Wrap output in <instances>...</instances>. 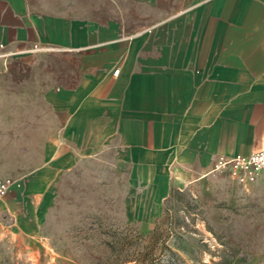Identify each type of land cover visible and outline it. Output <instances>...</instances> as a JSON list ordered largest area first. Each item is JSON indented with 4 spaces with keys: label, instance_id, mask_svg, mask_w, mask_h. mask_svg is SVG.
I'll list each match as a JSON object with an SVG mask.
<instances>
[{
    "label": "crops",
    "instance_id": "crops-1",
    "mask_svg": "<svg viewBox=\"0 0 264 264\" xmlns=\"http://www.w3.org/2000/svg\"><path fill=\"white\" fill-rule=\"evenodd\" d=\"M2 73L33 80L60 123L0 212L33 217L99 157L156 216L218 156L264 149V0H0Z\"/></svg>",
    "mask_w": 264,
    "mask_h": 264
},
{
    "label": "rangeland",
    "instance_id": "rangeland-1",
    "mask_svg": "<svg viewBox=\"0 0 264 264\" xmlns=\"http://www.w3.org/2000/svg\"><path fill=\"white\" fill-rule=\"evenodd\" d=\"M59 123L33 80L0 74V176L32 177ZM110 165L94 157L62 172L33 217L0 212V264H118L122 248L146 245L153 230L180 264H264V178L242 186L209 172L174 189L152 216L132 208L137 194Z\"/></svg>",
    "mask_w": 264,
    "mask_h": 264
},
{
    "label": "built area",
    "instance_id": "built-area-1",
    "mask_svg": "<svg viewBox=\"0 0 264 264\" xmlns=\"http://www.w3.org/2000/svg\"><path fill=\"white\" fill-rule=\"evenodd\" d=\"M41 49L38 45L33 46L34 51ZM118 72L119 69H115L112 75L117 76ZM214 172H227L242 186L255 183L264 178V149L246 156H218L210 170V173ZM14 181L11 177L0 176V197L6 194Z\"/></svg>",
    "mask_w": 264,
    "mask_h": 264
},
{
    "label": "trees",
    "instance_id": "trees-1",
    "mask_svg": "<svg viewBox=\"0 0 264 264\" xmlns=\"http://www.w3.org/2000/svg\"><path fill=\"white\" fill-rule=\"evenodd\" d=\"M156 232L157 230H153L150 233V238L146 245L139 243L131 252H129V248H122L125 249L122 250L125 251V253L121 256L119 255L120 258L113 260L119 262L118 264H127L131 262L134 264H160L161 261H165L168 264H180V257L176 252L166 245H163L161 248L158 247V240L155 235ZM127 244V241H122V247H125ZM111 253H114V246H111ZM164 255H166L165 260H163ZM110 262H112V260L110 261L109 259L108 263Z\"/></svg>",
    "mask_w": 264,
    "mask_h": 264
}]
</instances>
